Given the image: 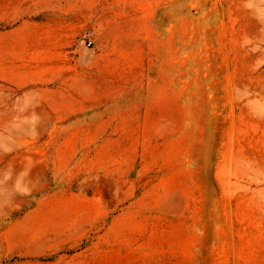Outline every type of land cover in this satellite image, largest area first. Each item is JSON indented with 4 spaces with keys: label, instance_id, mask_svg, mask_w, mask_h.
I'll list each match as a JSON object with an SVG mask.
<instances>
[{
    "label": "rangeland",
    "instance_id": "rangeland-1",
    "mask_svg": "<svg viewBox=\"0 0 264 264\" xmlns=\"http://www.w3.org/2000/svg\"><path fill=\"white\" fill-rule=\"evenodd\" d=\"M0 264H264V0H0Z\"/></svg>",
    "mask_w": 264,
    "mask_h": 264
},
{
    "label": "built area",
    "instance_id": "built-area-1",
    "mask_svg": "<svg viewBox=\"0 0 264 264\" xmlns=\"http://www.w3.org/2000/svg\"><path fill=\"white\" fill-rule=\"evenodd\" d=\"M86 43H87L88 45H90L92 42H91L90 39H87V38H86Z\"/></svg>",
    "mask_w": 264,
    "mask_h": 264
}]
</instances>
